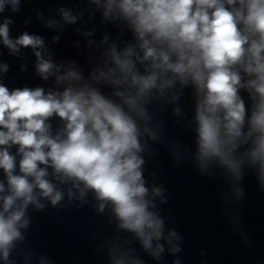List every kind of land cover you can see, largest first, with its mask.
I'll use <instances>...</instances> for the list:
<instances>
[{"label":"clouds","instance_id":"clouds-1","mask_svg":"<svg viewBox=\"0 0 264 264\" xmlns=\"http://www.w3.org/2000/svg\"><path fill=\"white\" fill-rule=\"evenodd\" d=\"M236 2L227 0L228 5ZM112 3L109 0V10ZM239 3L246 14L241 9L229 10L223 0H120L118 5L127 17L134 18L143 40L144 59L151 58L154 68L177 74L182 81L190 76L204 92L197 116L200 154L202 158L218 157L229 167H234L233 162L223 149L240 135L245 115L244 103L237 96L240 76L233 70L236 65L256 76L250 86L260 99L251 124L260 135L252 157L264 162V0ZM240 23L243 31L238 27ZM257 34L258 39L250 41V36ZM148 35L161 49L149 46L150 41L145 39ZM0 36L6 45L15 48L8 39L7 23L0 26ZM17 43L36 47L42 41L24 34ZM114 59L121 71H130V61L118 56ZM51 67L42 62L38 70L47 73ZM156 80V72L146 77L132 76L140 95L155 87ZM127 102L134 104L135 99ZM53 114L67 122L65 139L48 135L45 120ZM0 126L7 129L0 131V145L11 141L20 146L19 167L24 174L13 175V156L6 149L0 151V168L8 176L12 193L4 198V212L0 213V249L5 258L8 246L19 236L16 224L23 215V211L9 213L14 202L22 198L26 206L33 201L34 186L50 196L53 204L61 199L59 192L53 195V186L44 179L46 170L39 167L49 161L57 173L83 182L101 200L111 201L121 227L135 232L145 248L151 247L153 237L160 238L162 221L148 211L144 200L147 189L139 170L143 161L135 154L140 150L136 125L119 107L95 92L86 95L69 89L58 99L53 94L45 96L40 88L9 92L0 85ZM222 126L227 139L221 138ZM28 176L34 177V184ZM4 213L9 215L5 217Z\"/></svg>","mask_w":264,"mask_h":264}]
</instances>
